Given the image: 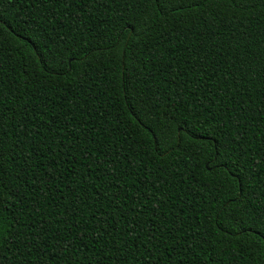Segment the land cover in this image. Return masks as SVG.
Instances as JSON below:
<instances>
[{"label": "trees", "instance_id": "obj_1", "mask_svg": "<svg viewBox=\"0 0 264 264\" xmlns=\"http://www.w3.org/2000/svg\"><path fill=\"white\" fill-rule=\"evenodd\" d=\"M0 264H264V0H0Z\"/></svg>", "mask_w": 264, "mask_h": 264}]
</instances>
